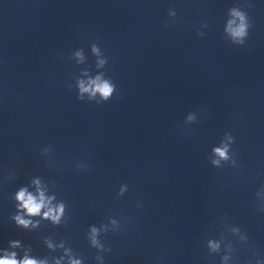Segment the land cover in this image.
<instances>
[{
  "label": "clouds",
  "instance_id": "clouds-1",
  "mask_svg": "<svg viewBox=\"0 0 264 264\" xmlns=\"http://www.w3.org/2000/svg\"><path fill=\"white\" fill-rule=\"evenodd\" d=\"M250 7L251 4L247 0H242V2L227 10L221 37L223 40L235 46L245 45L250 29L253 27L249 14L245 10ZM177 22L178 12L174 7H170L167 10V20L164 27L168 28ZM208 27L207 22H201L196 29V35L204 37L205 32L202 29ZM90 52L95 58V69H105L109 61L99 43H92ZM58 55L63 59L62 53ZM67 59L74 60L76 65L87 62V56L83 48L71 52ZM3 62V60H0V64ZM67 87L69 91L75 88L78 101L97 106L107 103L114 96L117 99L120 98L117 84L105 71H99L98 74L92 75L89 68H85L79 76L75 77L74 85L68 84ZM200 113H203L205 118L207 117L206 110L201 108L200 112H189L185 117V124L197 123ZM235 143L236 138L232 132L225 131L219 143L211 148L208 156L209 164L219 170L231 168L239 171L243 166L234 147ZM53 154L54 147L51 144L40 150V155L47 158L45 164L49 168L52 167ZM74 168L77 173L90 171L92 164L89 161L77 160ZM16 175L14 170H8L6 179L14 180ZM128 191L129 185L121 183L116 192V199L124 197ZM11 199L14 201L15 212L9 216V219L17 228L27 232H37L44 222H47L53 228H67L72 219L70 205L65 199L59 198L55 181L46 180L41 176L30 177L26 184L19 186L11 194ZM253 207L258 213L264 214V185L255 192ZM136 208L142 209L143 202L138 201ZM117 215L114 210H110L104 221L89 225L84 233L88 247L95 250L94 264H105L107 255L113 251L110 244L105 242L108 234L122 235L127 227L132 224L128 217L120 216L118 219L116 218ZM225 221H228L227 216L221 219L223 227L218 230V238L207 236L203 240L202 243L207 250V257L219 256L220 264H238L239 246H243L251 254L247 264H264V256L257 250L249 235L239 226L233 223H225ZM216 227V223L213 222L209 225V231ZM41 240L47 250V254L43 256L35 254L31 244H24L19 239L10 240L6 248H0V264H86V257L75 251L67 239H56L54 235H47L41 237Z\"/></svg>",
  "mask_w": 264,
  "mask_h": 264
}]
</instances>
